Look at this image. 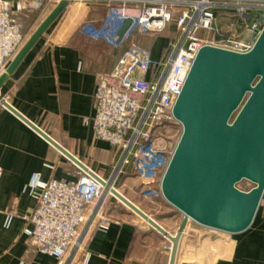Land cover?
<instances>
[{
    "label": "built area",
    "instance_id": "obj_1",
    "mask_svg": "<svg viewBox=\"0 0 264 264\" xmlns=\"http://www.w3.org/2000/svg\"><path fill=\"white\" fill-rule=\"evenodd\" d=\"M104 1L111 6L110 15L102 25L85 30L96 44L120 48L134 35L160 42L168 31L171 37L158 58L152 49L132 43L110 74L97 76L94 115L85 125L96 141L116 152L112 174L106 178L76 166V181L42 183L37 176L30 184L36 208L25 235L30 247L58 264L85 263L91 234L117 222L109 213L111 202H120L113 192L125 196L123 189H131L146 203H167L161 182L183 132L173 108L197 54L205 46L246 53L264 28V2ZM49 2L54 0H0V75L27 41L23 16L48 9ZM118 4L120 8L112 7ZM2 176L0 168V182ZM135 180L140 184L132 189ZM13 216L9 214L7 226Z\"/></svg>",
    "mask_w": 264,
    "mask_h": 264
},
{
    "label": "crops",
    "instance_id": "obj_2",
    "mask_svg": "<svg viewBox=\"0 0 264 264\" xmlns=\"http://www.w3.org/2000/svg\"><path fill=\"white\" fill-rule=\"evenodd\" d=\"M112 7L120 8L119 4ZM110 11L104 0H74L1 91L0 264H58L55 258L30 247L25 235L32 228L30 218L36 208L30 184L37 176L42 183L77 180L76 166L4 102L87 168L106 178L112 174L116 152L109 144L96 141L93 130L85 125V119L94 115L97 76L110 74L127 49L96 44L85 33L91 24H103ZM169 37L170 31L160 42L139 35L133 41L152 44L158 58ZM123 193L133 203L139 197L131 189H123ZM140 202L142 209L148 207ZM111 203L109 213L117 222L105 232L91 234L87 260L76 264H170L167 238L118 211V201ZM163 204L171 219L157 222L175 235L183 215ZM9 214L14 216L7 226ZM175 264H264V197L252 226L243 233L229 235L189 223Z\"/></svg>",
    "mask_w": 264,
    "mask_h": 264
},
{
    "label": "water",
    "instance_id": "obj_3",
    "mask_svg": "<svg viewBox=\"0 0 264 264\" xmlns=\"http://www.w3.org/2000/svg\"><path fill=\"white\" fill-rule=\"evenodd\" d=\"M73 0H59L0 75L4 85L60 19ZM264 2V0H236ZM125 32V29L121 32ZM250 51L237 53L203 47L195 58L173 108L183 132L161 182L165 201L183 215L169 234L125 196L113 192L133 214L171 243L175 264L189 223L229 235L247 231L264 197V28ZM4 106L47 140L75 166L89 168L32 124L11 105ZM254 185L239 189L242 182Z\"/></svg>",
    "mask_w": 264,
    "mask_h": 264
},
{
    "label": "rangeland",
    "instance_id": "obj_4",
    "mask_svg": "<svg viewBox=\"0 0 264 264\" xmlns=\"http://www.w3.org/2000/svg\"><path fill=\"white\" fill-rule=\"evenodd\" d=\"M58 1L59 0H54V2H49V7L48 9H41V10H38V11H42L41 12V18L39 20V22L37 23V25L34 27L33 29V32H35V30L39 27V25L44 21V19L52 12V10L56 7V5L58 4ZM74 1V0H73ZM72 1V2H73ZM99 25H102V24H99ZM33 34V33H32ZM31 34V35H32ZM175 36V34H173ZM172 35V36H173ZM136 37V35H134ZM173 36V37H174ZM30 38V36H29ZM27 38V40L29 39ZM134 38H132L129 42L127 41L126 43L123 44L122 46V51H124V49H126V47L128 48L129 45H131L134 41L135 43H137L138 45L142 46L143 48L145 49H151L152 47V44H148V43H142L141 40L137 39L133 41ZM150 39V38H148ZM140 182L138 181H132L131 182V188L132 189H135L139 186ZM252 188H254V185H252L251 183L249 182H242L240 185H239V189H241L242 191H245V192H248L250 191ZM134 200V203L136 205H139L140 207V200L141 198L140 197H134L133 198ZM146 203V202H145ZM120 205H118V211H121L123 210V212H125L126 214H129V216H132L134 219H136L138 222H140V224H144L143 226H148L147 223H145L142 219H140L137 215L133 214L127 207H125L124 205H121L122 203L119 202ZM148 207H145V208H141L145 213H147L148 215H150L155 221H158V222H161V223H168L171 219L170 215L167 214V211L164 210V204L163 203H156V204H150V203H147ZM120 208V209H119ZM145 209V210H144Z\"/></svg>",
    "mask_w": 264,
    "mask_h": 264
},
{
    "label": "trees",
    "instance_id": "obj_5",
    "mask_svg": "<svg viewBox=\"0 0 264 264\" xmlns=\"http://www.w3.org/2000/svg\"><path fill=\"white\" fill-rule=\"evenodd\" d=\"M43 10V9H42ZM41 12L42 11H34L31 13H27L23 16V22L25 24L23 29V36L25 39L29 37V35L32 33L34 27L37 25L41 18ZM203 32L199 34V36L203 37ZM206 37H211V34H205Z\"/></svg>",
    "mask_w": 264,
    "mask_h": 264
},
{
    "label": "bare ground",
    "instance_id": "obj_6",
    "mask_svg": "<svg viewBox=\"0 0 264 264\" xmlns=\"http://www.w3.org/2000/svg\"><path fill=\"white\" fill-rule=\"evenodd\" d=\"M145 222V221H144ZM146 223V222H145Z\"/></svg>",
    "mask_w": 264,
    "mask_h": 264
}]
</instances>
